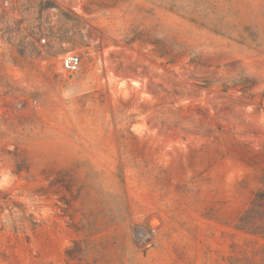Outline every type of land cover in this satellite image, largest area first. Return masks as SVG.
Returning <instances> with one entry per match:
<instances>
[{
	"label": "rangeland",
	"instance_id": "obj_1",
	"mask_svg": "<svg viewBox=\"0 0 264 264\" xmlns=\"http://www.w3.org/2000/svg\"><path fill=\"white\" fill-rule=\"evenodd\" d=\"M8 1L0 264H254L264 0Z\"/></svg>",
	"mask_w": 264,
	"mask_h": 264
},
{
	"label": "trees",
	"instance_id": "obj_2",
	"mask_svg": "<svg viewBox=\"0 0 264 264\" xmlns=\"http://www.w3.org/2000/svg\"><path fill=\"white\" fill-rule=\"evenodd\" d=\"M235 228L259 244L258 251L253 256L254 264H264V178L262 187L257 190L249 207L238 218ZM260 240L263 242L260 243Z\"/></svg>",
	"mask_w": 264,
	"mask_h": 264
},
{
	"label": "built area",
	"instance_id": "obj_3",
	"mask_svg": "<svg viewBox=\"0 0 264 264\" xmlns=\"http://www.w3.org/2000/svg\"><path fill=\"white\" fill-rule=\"evenodd\" d=\"M1 4L8 6L9 1L0 0V5ZM42 42L45 43L46 39H43ZM82 63L83 57L81 54L69 52L62 57L61 67L62 70L67 71L69 73H77L80 70Z\"/></svg>",
	"mask_w": 264,
	"mask_h": 264
}]
</instances>
